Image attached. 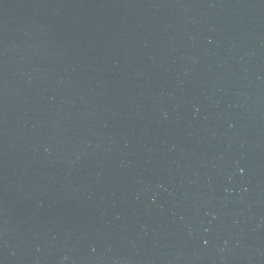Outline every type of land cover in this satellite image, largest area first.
I'll return each mask as SVG.
<instances>
[{
    "label": "water",
    "instance_id": "1",
    "mask_svg": "<svg viewBox=\"0 0 264 264\" xmlns=\"http://www.w3.org/2000/svg\"><path fill=\"white\" fill-rule=\"evenodd\" d=\"M0 264H264V0H0Z\"/></svg>",
    "mask_w": 264,
    "mask_h": 264
}]
</instances>
